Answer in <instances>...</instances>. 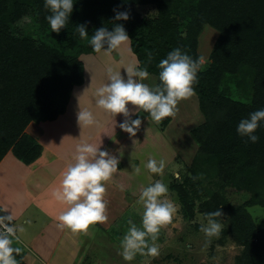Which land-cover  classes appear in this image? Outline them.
Masks as SVG:
<instances>
[{"label":"trees","instance_id":"trees-1","mask_svg":"<svg viewBox=\"0 0 264 264\" xmlns=\"http://www.w3.org/2000/svg\"><path fill=\"white\" fill-rule=\"evenodd\" d=\"M147 6L155 8V17L137 11ZM81 7L87 9L86 16L79 14ZM114 9L129 11L130 19L115 21ZM33 10L37 22L64 41L65 48L82 40L77 25L86 24L92 35L100 27L112 30L115 23H122L139 67H146L158 84L157 65L170 51L179 47L196 59L202 30L205 26L216 29L220 36L211 55L213 66L198 74L193 85L205 123L191 132L198 145L192 165L206 152L219 155L229 168L225 173L230 184L250 194L248 204L264 203V123L255 132L260 137L257 143L236 130L242 119L264 108V0H77L61 38L46 19L50 12L44 0H0V162L12 151L21 161L33 163L41 147L26 129L33 122L53 121L64 114L74 85L84 81V65L78 58L46 43L37 45L32 37L14 35L12 25ZM175 16L183 18L184 36ZM83 52L96 54L91 45ZM227 74L241 75L242 85L252 87L249 105L217 96ZM170 120L171 116L166 117L162 123ZM230 210L232 230L244 247L238 264H264V230L255 226L245 210ZM13 246L21 247L17 240ZM24 256L23 250L16 256L19 264H26Z\"/></svg>","mask_w":264,"mask_h":264},{"label":"crops","instance_id":"crops-1","mask_svg":"<svg viewBox=\"0 0 264 264\" xmlns=\"http://www.w3.org/2000/svg\"><path fill=\"white\" fill-rule=\"evenodd\" d=\"M87 57L89 62H85L84 81L73 89L65 113L53 121L32 123L25 131L41 147L39 157L27 164L10 151L0 162V209L6 210V214L14 215L17 230L24 229L23 232L17 231L16 235L19 237L18 243L25 249L26 264L112 262L114 253L103 245L106 230L101 225L102 222H94L87 230L78 232L59 227L58 217L67 205L58 201L54 192L62 190L63 173L69 164L75 162L74 157L80 144L95 143L121 156L117 172L105 182L106 189L114 190L116 194H128L151 184V172L144 167L149 158H163L167 162L166 166L174 159L190 164L198 151L191 132L201 122L195 123L196 120H192L188 127H184L185 134L181 139L189 141V144L181 148L178 140L180 137L171 134L174 124L176 127L182 126L176 123V116H171L169 123L159 128V122L152 120L150 115H143V110H140L138 115L147 119H144L136 135L131 136L118 126L124 119L123 114L115 117L96 105V90L109 83L108 67L121 70L124 75V68L128 64L138 62L131 50L130 40L113 52L102 51ZM144 83L150 86L158 84L153 75ZM192 97L193 101H198L195 93ZM185 99L189 100L191 96ZM197 104L199 107V101ZM80 108L92 111L98 124L80 127L77 123ZM171 137L177 138L176 143ZM169 154L173 156H168ZM188 160H191L190 163ZM136 166L141 168L140 174L133 171ZM90 252H94L96 256L88 262Z\"/></svg>","mask_w":264,"mask_h":264},{"label":"clouds","instance_id":"clouds-1","mask_svg":"<svg viewBox=\"0 0 264 264\" xmlns=\"http://www.w3.org/2000/svg\"><path fill=\"white\" fill-rule=\"evenodd\" d=\"M76 2L77 0H44V7L50 12L46 19L52 32L59 33L67 27ZM113 11L115 21L130 19L129 11ZM76 29L79 37L87 40L95 53H110L130 39L122 23H115L112 30L106 26L100 27L91 36L86 24L77 25ZM204 64L203 56L194 59L177 47L157 65L161 83L155 86L144 83L150 78V73L146 67H139L138 62L128 64L124 68V75L121 70L108 67L109 83L96 90V105L115 117L123 114L124 119L118 123L119 128L135 136L144 119H147L138 115L139 111L149 113L156 122L173 116L178 103L194 95L193 85L198 83V72L203 69ZM129 105L135 107L130 108ZM77 123L80 127L94 126L98 121L92 111L80 108ZM261 123H264V108L257 109L248 118L242 119L237 126V133L241 137H247L250 142L257 143L260 137L255 132ZM120 160V155L95 143L84 142L77 147L75 162L69 164L63 173L62 190L54 192L55 198L67 205L58 217L59 227L78 232L87 230L94 222L108 219L105 182L117 172ZM166 164L163 158H149L144 167L151 173L163 174ZM133 171L140 174L141 168L136 166ZM168 191V185L161 181L149 184L142 190L139 198L144 207L142 227L130 222L131 226L120 242L121 254L126 261H133L137 253L145 254V250L149 255L158 254V246L155 243L149 244L146 238L150 236L155 242L161 226L170 223L177 212L176 204L166 198ZM6 212L0 209V213ZM217 217H223L221 208L206 213V223L201 224L200 231L208 238V243L221 232L222 224ZM17 231L23 232L24 229L17 230L12 213L0 215V264H19L16 256L21 248L13 246L14 241L19 240Z\"/></svg>","mask_w":264,"mask_h":264},{"label":"rangeland","instance_id":"rangeland-1","mask_svg":"<svg viewBox=\"0 0 264 264\" xmlns=\"http://www.w3.org/2000/svg\"><path fill=\"white\" fill-rule=\"evenodd\" d=\"M137 11L146 17H155L156 15L155 8L151 6L137 7ZM87 13L86 8L81 7L79 10L80 15L86 16ZM174 18L180 29L179 33L184 36L186 30L183 18L181 16ZM12 31L17 37H32L37 45L46 43L62 49L68 56L78 58L83 63L84 70L86 63L89 62L87 56L92 54L81 53L82 50L90 46L84 39L74 43L73 46L66 44L68 47L65 48L64 41L52 37L50 32L37 22L35 10L13 24ZM57 35L62 37L60 32ZM219 36L220 33L210 26H205L202 30L198 38L197 50L199 55L204 57L205 64L198 74L206 73L213 66L211 55ZM243 83L241 75L227 74L217 87L216 94L220 98L249 105L252 101L253 89L251 86L242 85ZM76 86L74 85V88ZM195 102L192 96L189 100H181L174 114L178 118L176 123L182 126L176 127L174 124L171 134L180 137L178 140L181 143H179L181 148L189 144V141L181 139L185 134L184 127H188L192 120H196L195 123L201 122L200 125L205 123L204 116L197 104L198 101ZM142 114L146 116L149 113L143 111ZM158 124H160L159 128L165 126L162 122ZM171 138L176 143L177 138ZM194 154L195 152H193ZM168 156L173 155L169 154ZM174 160L168 162L169 165L166 166L163 174L151 173L150 178L151 184L161 181L168 185L169 191L166 198L177 206V212L172 221L161 226L157 240L153 242L150 236L146 238L149 244L155 243L158 246L159 251L155 256L147 254L145 250V254L137 253L133 261H126L121 254L120 242L131 226L130 222L136 224L137 227H142L144 207L139 202V198L143 189L134 190L128 194L122 192L116 194L111 189L106 191L108 219L101 221V225L106 230L104 231L106 239L103 245L114 253L111 264H238V258L242 255L244 247L236 239L232 230L230 208L245 210L250 214L255 226L259 230H264V203L251 207L248 204L250 194L238 191L235 185L230 184L225 173L229 169L225 166L227 163L213 152H206L205 157L199 158L193 165V162H189L191 160H188L190 164L182 163L180 159L175 162ZM217 206L223 212V217L216 218L221 222L222 229L219 236L212 237L211 242L208 243V238L200 231V228L202 223H206V213L214 211ZM97 247L98 245L95 248ZM20 248L25 252L23 247ZM93 253H88V262L96 256Z\"/></svg>","mask_w":264,"mask_h":264}]
</instances>
